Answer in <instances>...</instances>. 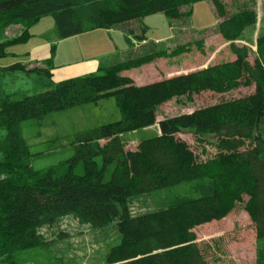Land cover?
<instances>
[{"label": "trees", "instance_id": "obj_1", "mask_svg": "<svg viewBox=\"0 0 264 264\" xmlns=\"http://www.w3.org/2000/svg\"><path fill=\"white\" fill-rule=\"evenodd\" d=\"M196 1L0 0V55L5 46L28 36L22 26L6 37L7 27L31 24L46 15L52 16L59 38H68L154 13L176 20L189 14ZM211 1L219 18L217 32L229 43L233 60L135 85L120 73L149 63L159 53L146 54L100 65L92 73L51 82L21 97L0 98V127L5 132L0 137V262L18 264L21 252L43 247L42 229L69 215L93 229L115 224L121 241L109 248L107 264H208L193 229L221 219L236 203L243 205L256 238L264 240V59L251 63L248 47L235 43L245 28L256 24L257 14L246 8L227 15L223 3ZM129 32L145 40L143 30L139 36ZM256 45L264 52V35ZM45 66L10 68L49 76V64ZM251 85L249 94L161 120L159 134L138 141L133 152L125 150L120 136L154 125L157 108L172 97L221 94ZM109 96L120 112L118 120L76 134L69 159L33 168L22 122ZM181 132L194 136L202 154L207 145L214 154L201 160L177 136ZM177 186H185L186 192L168 206L128 215L127 204L134 197Z\"/></svg>", "mask_w": 264, "mask_h": 264}, {"label": "rangeland", "instance_id": "obj_2", "mask_svg": "<svg viewBox=\"0 0 264 264\" xmlns=\"http://www.w3.org/2000/svg\"><path fill=\"white\" fill-rule=\"evenodd\" d=\"M219 1L225 6L227 15L246 8L256 11V24L245 28L241 38L235 43L248 47V60L251 63L254 58L259 57L263 60L264 52L258 50L256 42L259 36L264 35V0ZM38 20L31 24L22 23L21 26L28 33L34 29V37L39 41L54 34L58 43L61 38L57 37L52 16L46 15ZM218 22L219 18L212 1L199 0L189 6V14L176 20L168 19L163 13L150 14L136 20L143 30L145 40L136 39L137 42L135 41L132 45L120 36L122 38L119 40L120 44L125 46L126 51H123L118 42L112 38L115 35L114 30L109 32L99 30L93 33L89 31L80 38L75 36L64 38L60 41L66 42L58 47L59 49L65 47L68 53L62 51L61 56L55 58L53 64L73 62L85 56L100 57L105 54L109 63L114 60L104 65L107 66L128 58L159 53L149 63L120 73L131 78L135 85H142L156 79L187 73L229 60V43L218 34L216 29ZM19 25L7 27L6 30L10 31L7 32L8 37L11 38L20 32ZM136 32V35H141V30ZM20 46H22L21 43L9 44L4 47L3 54L0 55V94L11 95L24 86H34L33 89H35L41 88L45 81L49 83L44 75H33L27 80L13 77L18 75V71L10 66L16 58L13 54H20L18 51ZM179 47L187 48L178 52L176 49H180ZM253 90L254 86L251 85L241 86L221 94L205 91L192 96L172 97L157 108L154 125L147 127V130L128 132L120 136L124 148L126 151L133 152L138 141L159 134V122L165 118L188 113L222 100L237 98ZM119 118L120 112L115 100L109 96L95 103L52 112L40 120L22 122L21 132L33 155V168L42 169L69 159L73 155L72 141L76 134ZM261 133L264 137V123L261 126ZM4 134V129L0 127V137ZM177 136L185 140L201 160L215 152L213 147L207 145L205 146L207 153L202 154L200 144L189 132H181ZM205 138L213 141L212 136H205ZM76 172H81L80 165L76 168ZM109 172L105 180L109 178ZM185 192V186H177L136 196L127 204V213L135 216L164 208L174 197ZM193 230L196 242L204 249L208 264H264V240L256 238L254 226L241 203L234 204L221 219L203 223ZM42 233L43 247L21 252L17 259L18 264H107L105 257L109 248L121 241L115 224L93 229L87 225L78 224L70 215L58 219L52 228H43ZM0 264L7 263L0 262Z\"/></svg>", "mask_w": 264, "mask_h": 264}, {"label": "crops", "instance_id": "obj_3", "mask_svg": "<svg viewBox=\"0 0 264 264\" xmlns=\"http://www.w3.org/2000/svg\"><path fill=\"white\" fill-rule=\"evenodd\" d=\"M19 27L22 28L21 25H19ZM139 27H140V25L137 24L136 21H130L127 23H123V24H121L115 28L96 29V30L90 31V33L99 32V30H105L106 32H109L110 30H114V34L116 35V37H115V35H113L112 38L118 42V45L120 46V48L123 51H126L125 46L120 44L121 41H119V40H122V38H120V36H122L125 39V41L134 45L135 41H136V37H134L132 34H130L129 31L132 30L134 32L135 29H136V31L137 30L142 31L141 27L140 28ZM21 28H20V30H21ZM136 31L134 32L135 35L137 33ZM7 32L9 33L10 31H7V30L5 31L4 34L6 37H8V35H9ZM26 32L28 34L27 38L25 40H23L22 42H19L22 44V46H20L18 49V51H20V54H18V55L16 53L13 54L16 58L14 59V62H12L13 64H11V65L20 64L23 66L24 69L27 70V69H31L33 67L44 68V67H46L45 65L49 64L48 70H49L50 75L49 76L44 75L45 78H47L49 83L58 82V81H61L64 79H68V78L92 73V72L96 71L100 65H106V64H110L111 62H114V60H112L109 63L108 60L106 59L107 56H105V54L102 53L103 55L100 57H98V56H92V57L91 56H85V57H83V58L81 57L80 59L75 60L73 62H62L61 64L54 65L53 63H54L55 58H57L58 56L60 57L62 51L68 53V49H66L65 47H63V49H61V48L59 49V47H58L60 44H64V42H66L65 40L60 41V40H63L64 38L60 39L58 34H57V37L60 39L57 43V40H55L56 36H54V34H52V35H50L49 38H43L39 41V40L35 39V37H34V33H35L34 29L30 30V33H28L27 30H26ZM85 33H87V32L78 34L75 36V38H80L82 36H85V35H83ZM70 38H72V36ZM229 54H230L229 60H233L234 56L231 53H229ZM45 63H47V64H45ZM17 71H18V75L16 74L13 77L17 78V79L20 78L22 80L30 79L31 76H33V75H36V76L40 75V74H36V73H27L23 69H17ZM166 78H168V77H166ZM160 79H163V78H160ZM160 79H156V80H160ZM156 80H154V81H156ZM49 83H46V81H45L41 88H35V89H33L34 86H32V87L31 86H24L22 88H18V92H13V93H11V95L2 93V94H0V98L4 97V96L15 97V98L21 97V96L26 95V94H30V93H33L36 91L43 90L47 87V85ZM16 94H17V96H13ZM18 94H20V95H18ZM147 129L148 128H144V129H140V130H147Z\"/></svg>", "mask_w": 264, "mask_h": 264}]
</instances>
